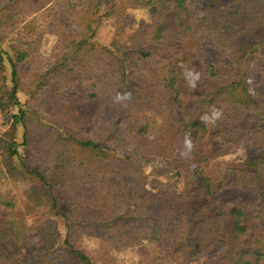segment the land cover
I'll use <instances>...</instances> for the list:
<instances>
[{
    "label": "trees",
    "instance_id": "trees-1",
    "mask_svg": "<svg viewBox=\"0 0 264 264\" xmlns=\"http://www.w3.org/2000/svg\"><path fill=\"white\" fill-rule=\"evenodd\" d=\"M137 9L148 20L132 30ZM199 11L194 20L181 0H0L1 156L10 179L43 191H28L40 239L28 251L0 210V264H118L123 248L138 251L137 264H264V0H200ZM46 36L54 44L42 68ZM22 91L43 96L37 114L53 135L39 145L45 166L24 173L16 139H2L22 125L29 145ZM186 140L182 172L171 159ZM225 144L255 154L238 170L239 198L223 194L229 168L210 151ZM155 160L168 162L152 167L149 188L134 171L145 176ZM90 232L94 250L82 245Z\"/></svg>",
    "mask_w": 264,
    "mask_h": 264
},
{
    "label": "rangeland",
    "instance_id": "rangeland-1",
    "mask_svg": "<svg viewBox=\"0 0 264 264\" xmlns=\"http://www.w3.org/2000/svg\"><path fill=\"white\" fill-rule=\"evenodd\" d=\"M181 4L189 9L191 15L194 20H198L200 17V0H181ZM148 20V15L144 10H133L128 14V24L131 27L130 29H137L142 24L146 23ZM108 33L107 28H102L100 31V36H105ZM54 44V38L52 36H46L43 40L41 53H42V68H46L50 63L52 47ZM187 78L191 85H196L198 81V75L187 72ZM253 83V82H252ZM19 98L22 101V104L25 108L28 109V112H31L32 115L28 118V125L26 126L30 130L31 136H29V145L22 144L24 141V126H19L18 129L13 130L11 128L8 132L3 136V141H13L16 139L18 144V150L20 155L18 157H14V164L22 173H24L23 166H33L40 167L45 166L44 162L41 163L40 154H39V145H43L47 141L51 142L53 135H51L48 139L47 131H51L48 129V117L46 114H37V103L43 98V96L36 92H27L22 91L19 94ZM122 103H129L132 101L131 96H122L120 98ZM219 117V114L216 112L207 113L204 116V120L209 126V129L212 130L214 125ZM33 131V132H32ZM54 133V132H53ZM56 134V133H54ZM32 135L34 137L32 138ZM191 149V141L186 140L177 148L174 152L173 157L171 159L177 166L180 167V171L185 172L189 167V154ZM43 150V148H42ZM212 150L213 155L216 159L226 165L229 169L226 170V188L223 191V194L228 198H239L240 192L236 182V179L239 174V169L247 162H251L255 159V154L253 151L245 148L244 146H235L231 144L219 145ZM43 152V151H42ZM0 151V210L5 213H9V219L13 221V226L15 229V238L21 243L23 249L28 251L33 247L39 245L40 239L34 234V224L29 216H27V210H34V207L30 205L31 199H33L30 195H28V191L35 190L40 193H43L41 190V186L38 185V181H34L29 177H26L25 180L16 178L15 180L10 179L8 174L6 173V168L3 163V157L1 156ZM43 156V155H42ZM166 160H155L152 163V166H146L144 168V172H146L145 176H142L140 171H134V178L138 180L142 177V180L145 179V184L149 188H152L155 184L153 173V166H157L163 163H166ZM46 163V162H45ZM172 173H176L172 170ZM160 175L159 173H156ZM159 178V177H158ZM162 180L163 178H159ZM27 193V195H26ZM8 201H13L14 208L7 210V207L3 205V203H7ZM34 201V199H33ZM43 211H48L47 208L41 207ZM41 211V210H40ZM59 230L61 233L65 231V225L63 223H59ZM264 229V222L260 223L257 227V231ZM98 236H96V232H90L84 235L82 240V245L85 249L94 250L96 249L99 240ZM16 240L11 241V246L14 247ZM39 240V241H38ZM17 242V243H18ZM58 252H62V249H56V252H51L49 257H54ZM113 256L118 264H137L138 262V251L131 248H123L121 250L115 251ZM168 264H182L180 258H171L168 260Z\"/></svg>",
    "mask_w": 264,
    "mask_h": 264
},
{
    "label": "built area",
    "instance_id": "built-area-1",
    "mask_svg": "<svg viewBox=\"0 0 264 264\" xmlns=\"http://www.w3.org/2000/svg\"><path fill=\"white\" fill-rule=\"evenodd\" d=\"M3 129H4V119H3V115L0 111V134L3 131Z\"/></svg>",
    "mask_w": 264,
    "mask_h": 264
}]
</instances>
